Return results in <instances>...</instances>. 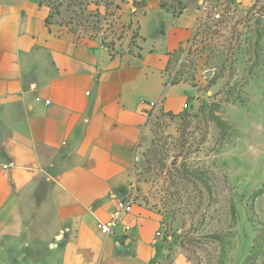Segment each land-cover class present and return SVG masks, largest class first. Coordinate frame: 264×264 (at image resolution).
I'll list each match as a JSON object with an SVG mask.
<instances>
[{
    "label": "crops",
    "instance_id": "0c3cea01",
    "mask_svg": "<svg viewBox=\"0 0 264 264\" xmlns=\"http://www.w3.org/2000/svg\"><path fill=\"white\" fill-rule=\"evenodd\" d=\"M136 1L135 44L110 51L51 24L43 0H0V263L49 210L40 234L56 241L60 264H160L161 219L130 192L150 114L188 107L192 89L171 84L168 67L195 36L201 10L200 0ZM118 200L132 208L103 234L96 224Z\"/></svg>",
    "mask_w": 264,
    "mask_h": 264
},
{
    "label": "rangeland",
    "instance_id": "374dc122",
    "mask_svg": "<svg viewBox=\"0 0 264 264\" xmlns=\"http://www.w3.org/2000/svg\"><path fill=\"white\" fill-rule=\"evenodd\" d=\"M43 2L51 24L110 51L136 42V0L125 8V0ZM199 7L195 36L168 67V80L187 84L192 96L178 115L150 114L130 197L161 219L160 264H264V136L256 131L264 123V0H200ZM45 220L22 228L14 258L0 264H60L49 246L56 241L40 234L50 227L49 210Z\"/></svg>",
    "mask_w": 264,
    "mask_h": 264
},
{
    "label": "built area",
    "instance_id": "2783aa9c",
    "mask_svg": "<svg viewBox=\"0 0 264 264\" xmlns=\"http://www.w3.org/2000/svg\"><path fill=\"white\" fill-rule=\"evenodd\" d=\"M151 107L154 106V104H150ZM132 208V202L129 200H118L115 208L110 214L109 221L107 223H98L96 224V229L100 231L103 234H108L111 229H114L118 226V224L121 222V218L124 214L128 213L129 210ZM126 231L127 228H124ZM161 236L160 232L155 233L154 241L153 243L156 244L157 240H159Z\"/></svg>",
    "mask_w": 264,
    "mask_h": 264
},
{
    "label": "trees",
    "instance_id": "16d2710c",
    "mask_svg": "<svg viewBox=\"0 0 264 264\" xmlns=\"http://www.w3.org/2000/svg\"><path fill=\"white\" fill-rule=\"evenodd\" d=\"M139 5V4H138ZM143 5V2H140V6ZM161 7H164V4H161ZM184 9V6H181L180 1L177 2V7L175 8L176 13H180ZM171 84H175L170 82ZM255 245L252 247L251 254L249 258H247L248 261H252L254 263L257 260V252L254 251Z\"/></svg>",
    "mask_w": 264,
    "mask_h": 264
},
{
    "label": "clouds",
    "instance_id": "9594fccd",
    "mask_svg": "<svg viewBox=\"0 0 264 264\" xmlns=\"http://www.w3.org/2000/svg\"><path fill=\"white\" fill-rule=\"evenodd\" d=\"M256 131L259 135L264 136V123H261L256 126ZM248 149L250 152H252L254 155L260 154V148L257 145L249 144Z\"/></svg>",
    "mask_w": 264,
    "mask_h": 264
}]
</instances>
